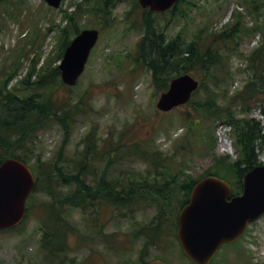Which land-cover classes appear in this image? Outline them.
I'll use <instances>...</instances> for the list:
<instances>
[{
  "label": "rangeland",
  "instance_id": "rangeland-1",
  "mask_svg": "<svg viewBox=\"0 0 264 264\" xmlns=\"http://www.w3.org/2000/svg\"><path fill=\"white\" fill-rule=\"evenodd\" d=\"M96 1L64 0L59 8L50 6L45 0H7L0 3V101L6 103L5 95L14 92L19 98L32 97V102L47 96L60 106L67 102L64 111L57 109L56 115L35 117L37 128L29 134L19 153L31 156V165L36 164L38 155H41L50 164L56 162L61 168L69 166L67 176L77 174L85 154V137L94 132L98 154L88 162L84 177L92 191L100 187L96 182L104 180L108 183L117 175L121 185L125 184L128 190L137 188L138 182L144 180L142 176L155 187L159 180L162 185L168 183L177 172L181 181L186 179L185 174L196 178L204 175L214 162L213 152L236 159L238 151L233 143V130L222 120H203L205 117L188 105L190 102L171 111L157 107L163 90L155 84L152 72L141 65L143 50L140 42L146 34L148 19L159 24L158 28H163L170 37L180 32L187 41L201 36L199 40L204 42L208 35L220 34L227 27L235 26L238 22L236 10L242 12V29L236 39L220 44L223 63L217 66L218 70L214 67L210 75L195 70L191 72L201 82L204 80V85L199 87L194 97L204 101L213 95L215 104L224 107L229 104V96L241 89L253 72L248 61L264 40V23L258 26L264 20L262 8L251 6L249 0H190L194 3L190 9L182 5V15L172 17L144 8L139 0H111L110 3L117 1V4L109 8L110 12L97 15L93 8ZM78 4L84 5L79 9ZM65 10L68 13L79 10V26L82 30L100 29V39L75 85H67L60 76L49 79L46 88L40 87L37 80L48 72L46 59L51 58V63L47 64L49 68L59 63L57 57L53 59V54L56 50L57 55L59 49L57 28L60 23H67L63 20ZM216 70V77L222 78L221 87L214 84ZM31 71L32 76L28 77ZM235 109L239 110L240 105ZM2 110L0 105V116H5ZM260 110L258 104L249 114L240 115L263 120ZM7 112L11 118V113L18 110L13 108ZM67 112L72 118L66 116ZM191 118H200L201 122L195 125ZM208 134L217 139L214 148ZM121 136L127 142L141 141L143 147L147 148L149 144L154 147L153 152L159 151L160 169H155L151 157L134 153L136 144L130 153L124 155L126 158L123 156L113 166V173L112 168L105 170L109 159L105 152L109 142L111 138L115 142V137ZM259 157L264 159V151H260ZM163 158H166L165 163ZM151 169L154 171L150 172ZM154 173L156 177L152 178ZM233 178L235 180V175H230V179ZM56 180L59 183L54 192L58 198L78 188L75 181H63V177L58 179V176ZM174 190L169 203V220L158 218L161 206L164 208L162 199L154 202L151 198L144 204H138L134 215L115 217L102 229L104 234H99V228L88 224L90 221L85 219L87 215L81 207L63 202V210L62 205L52 201L46 191L37 189L30 198V210L21 227L0 231V264H48L41 239L44 231H49L47 223L52 218L49 210L77 228L80 226L82 231L70 235L67 261L62 264H146L155 258L169 264H193L176 238V217L186 199L185 191L182 187ZM52 203L58 206L52 209ZM109 204L107 200L97 204L104 213L103 221L109 217ZM211 263L264 264V216L251 224L246 236L235 243L224 244Z\"/></svg>",
  "mask_w": 264,
  "mask_h": 264
},
{
  "label": "trees",
  "instance_id": "trees-1",
  "mask_svg": "<svg viewBox=\"0 0 264 264\" xmlns=\"http://www.w3.org/2000/svg\"><path fill=\"white\" fill-rule=\"evenodd\" d=\"M4 1L7 0H0V3ZM249 1L251 6L256 8L261 7V13L264 14V0ZM257 1L259 2L257 3ZM87 2H89V0H85V3ZM110 2L111 0H97L96 4L93 6L97 15L99 13L102 15L108 14L110 12L109 8L115 5V3L117 4V1ZM84 4H78V8L80 9L81 5ZM182 5H186V8L190 9L189 7L194 5V3L190 0H181L167 13L158 14L164 16L169 14L172 17L175 15L177 16L178 14L182 15L180 13ZM182 11L185 12V10ZM186 11L189 13L187 9ZM79 12V10H75L72 13H68V10L64 11L63 17L67 20V23L59 24V27L57 28L59 49L57 55L55 50L53 59L57 57V60H60L63 57L65 48L71 42V39L81 32L82 28L77 21ZM187 15L188 14H185V16ZM236 16L238 22L235 26L231 28H229L230 26L227 27V30L225 29L226 31L224 30V32L222 31L220 34L215 33L212 34V36L208 35L204 42L199 40L201 36L199 39L187 41L183 38L182 33L180 32L175 36L170 37L163 28H158L160 26L159 24L154 23V20L152 19H148V22L145 24L146 34L140 42L143 50L140 55V59H142L143 62L141 65L152 72L155 84H157V86L163 91L167 90L170 81L177 75L192 72L194 70L196 72H202L205 75H210V72L214 67L217 69V66L223 63L220 44L235 40L242 29L243 13L237 12L236 10L235 17ZM261 23H264V20L258 24L259 27H261ZM103 24L109 26L108 22H104ZM255 29L256 28H254V30ZM229 32L233 33L229 34ZM252 53L253 54L249 57L248 62L249 68L252 69L253 72L248 78L246 84L241 89H238L237 92H234L229 96V104L224 105V107L217 106L214 102L215 96L213 95L208 100L204 99V101L196 99L194 96L200 89L194 93V98H192L188 104L193 106L195 111L200 112L201 115L205 117L203 120H207V118H215L217 120H222V122L231 126L233 130L232 134L234 136L233 143L238 151V157L236 159H232L230 155L219 156L213 152L214 162L211 163L212 165L204 175L196 178L192 175L185 174L186 179L181 181L178 179L180 175H178L177 172V174L172 176V179L169 180L168 183L162 185L159 180L155 187L154 184H148L146 182L148 178L142 176L144 180L138 182L139 186L132 190H128L124 186L125 184L121 185V182H119L120 176L117 175L115 180H110L108 183L104 180L100 183L96 182L95 184L100 186V190L95 189L92 191L93 189L88 186L84 177L86 176L88 162L93 161L98 154L96 149L98 143L96 140V134L90 132L85 137V154L83 155V163L79 166V173L77 174L67 176L69 173V166H62L61 168L56 162L50 164L44 160L41 155H38L36 160L37 163L33 165L37 175V186L35 190L41 189L46 191L52 201H57L61 205L63 202H68L76 207H81L83 210L82 212L87 215L84 216L85 219L90 221L88 224L95 225L96 228H99V234H104L102 229L115 217L118 215H128L129 213L134 215L135 211L138 209V204H144L146 201H150L151 198L154 202H156V200L161 201L160 199H162L164 208L161 206L158 218H164L165 221L169 220L170 217L168 218V210L171 207L169 203L175 193L174 189L178 187L184 189L186 195L184 203H186L194 184L200 178L209 174H215L227 178L233 184L235 192L240 193L243 188L242 179L245 173L257 165L264 164V160H261L259 157L260 151H264V123L261 119L255 116L240 115L241 113L249 114L258 104H260L261 111L264 114V40L261 46L256 48ZM37 62L38 61L35 63ZM49 63H51L50 57L45 61V69L48 72L37 80L38 84H41L40 87L46 88L49 79H58L60 77V69L58 68V65L49 68L47 67V64ZM217 70L215 71L216 81H214V84L221 87L223 82H220L222 80L220 76L216 77L218 74ZM32 73L33 71H31V74L28 77H31ZM203 85L204 80L201 82L200 86L202 87ZM206 88L207 87L205 86V89ZM1 91H4V87ZM5 96L7 102L3 104L0 101V105L3 107L2 114L5 115L0 116V163L8 156H15L26 162H30L29 157L31 158V156L19 153L18 150L25 145L27 137L35 130V117L56 115L57 109L64 111V105L67 102L64 101L60 106V104H58L57 101L55 102L50 96L32 102V97L19 98L14 92H8ZM224 96L226 97V95ZM237 105H240L239 110L235 109ZM13 108L17 109L18 112L11 113L12 115L10 118L7 110ZM67 115L72 118L70 112H67L66 116ZM191 122H195L194 124L196 125V123L201 122V119L198 118L194 120L191 118ZM208 136H210L209 142L214 148L217 144V139L213 134H208ZM127 141L128 140L123 136L115 137V142H113L111 138L107 147L108 149L104 148L107 149L105 155L109 157L108 163L104 167L105 170L108 171L112 168L113 173V166L116 163H119L124 155L130 153L131 147H134L136 144V147H134V153L142 155L143 157H151L155 169H160L161 157L159 151L156 150L153 152L152 150H154V147L149 144H147V148L143 147L140 144L141 141ZM148 143L150 142L148 141ZM123 148H125L126 152L125 150L123 151ZM163 161L165 163L166 158H163ZM151 171L154 170L151 169L150 172ZM233 174L236 177L235 180L234 178L232 180L230 179V175ZM157 175H159V173H157ZM56 176H58V179L63 177V181H75L78 184V188L71 190L62 198H58L54 192L56 185L59 183L58 180H56ZM151 177H156V173L152 174ZM154 180L157 181L156 179ZM120 190H122V192H119ZM104 200H107L108 202L110 201L109 205L111 206L110 212L108 209L109 217L107 218V221H103L104 213L97 205ZM30 205L31 203L29 201L27 206L28 211ZM57 206L58 205L53 204L51 208L55 209ZM62 208L65 210L63 205ZM49 211L51 212L52 218H50V222L47 223L49 231H44L43 233L41 246L46 253L45 257L48 260V264H62L67 261V252L69 250L67 243L70 239V235L80 234L82 231L80 230V226L77 228L72 222L62 218L58 213H55L52 210ZM51 220H53L52 223ZM159 226L160 224H158L157 228ZM20 227L21 226L17 229ZM149 233L151 235V232ZM78 238L79 240L81 239V237Z\"/></svg>",
  "mask_w": 264,
  "mask_h": 264
},
{
  "label": "water",
  "instance_id": "water-1",
  "mask_svg": "<svg viewBox=\"0 0 264 264\" xmlns=\"http://www.w3.org/2000/svg\"><path fill=\"white\" fill-rule=\"evenodd\" d=\"M59 7L62 0H47ZM152 11L167 12L180 0H139ZM100 37L97 28L84 29L67 46L59 65L65 83L74 85L84 72L92 49ZM199 79L184 73L172 79L157 102L162 111L187 103L198 89ZM36 185L32 169L21 159L8 157L0 164V228L20 224L26 215V201ZM264 215V164L246 172L243 192L233 196L232 184L209 175L199 180L189 202L178 214L177 237L195 264H210L225 243L239 239L247 225ZM148 264H168L162 259Z\"/></svg>",
  "mask_w": 264,
  "mask_h": 264
}]
</instances>
